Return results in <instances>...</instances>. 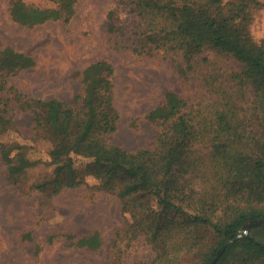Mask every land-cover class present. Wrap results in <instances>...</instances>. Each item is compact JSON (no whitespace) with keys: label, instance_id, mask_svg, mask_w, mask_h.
I'll list each match as a JSON object with an SVG mask.
<instances>
[{"label":"trees","instance_id":"obj_1","mask_svg":"<svg viewBox=\"0 0 264 264\" xmlns=\"http://www.w3.org/2000/svg\"><path fill=\"white\" fill-rule=\"evenodd\" d=\"M47 1L51 7L13 0L10 17L26 28L67 23L78 0ZM132 4L140 16L133 24L135 36L142 49L148 47L143 54L172 60L183 78L192 81L190 94L178 95L167 114L148 118L158 128L152 146L127 150L107 138L120 118L109 62L85 66L81 93L71 102L41 100L19 94L8 82L9 76L31 68L33 59L0 47V136L15 137L10 143L0 140L6 181L19 184L30 171L44 167L49 175L30 187L46 203L94 178L96 190L117 197L134 228L115 239L113 264H125L124 249L138 236L158 250L153 258L132 264H182L183 258L210 264L245 224L264 218V39H253L249 31L264 0ZM109 28L113 30L111 23ZM215 54L239 67L218 68ZM17 108L31 109L25 135L13 121ZM33 141L43 143L42 153L34 154ZM121 183L124 187L117 191ZM63 237L68 247L95 251L102 244L97 231ZM215 264H264V222L227 246Z\"/></svg>","mask_w":264,"mask_h":264},{"label":"rangeland","instance_id":"obj_2","mask_svg":"<svg viewBox=\"0 0 264 264\" xmlns=\"http://www.w3.org/2000/svg\"><path fill=\"white\" fill-rule=\"evenodd\" d=\"M11 1L0 0V47H11L34 61L31 68L9 76L14 91L28 98L69 103L81 93L85 66L105 60L114 68V103L120 114L117 130L108 140L127 150L152 146L158 128L148 118L167 114L177 96L190 94L193 85L172 60L143 54L148 47L142 49L135 36L137 28L133 24L140 21V16L134 11V0H78L69 22L49 21L31 28L11 19ZM21 1L52 6L47 0ZM252 16L249 31L253 39L260 41L264 39V8ZM205 54L210 56L209 52ZM216 56L218 68L239 67L225 56ZM14 91L7 96L11 98ZM30 111H13L14 124L23 135L31 124ZM14 138L10 133L0 136L1 142L7 143ZM33 144L35 155L44 151L42 142ZM48 175L49 171L41 167L30 171L19 184H8L0 157V264H113L115 239L134 231L121 213L117 197L96 190L95 179L89 177L84 185L45 203L40 192L30 186ZM123 187L121 183L117 191ZM93 231L99 232L102 239L99 249L65 245L64 234L80 237ZM26 234L31 239L25 238ZM157 250L155 243L138 236L124 249V262L151 259ZM182 264L193 262L183 258Z\"/></svg>","mask_w":264,"mask_h":264},{"label":"water","instance_id":"obj_3","mask_svg":"<svg viewBox=\"0 0 264 264\" xmlns=\"http://www.w3.org/2000/svg\"><path fill=\"white\" fill-rule=\"evenodd\" d=\"M261 222H264V218H260V219H257V220H254V221H251L247 224H245L243 226V229L241 231L240 234H238L235 238L233 239H229L227 240L216 252L215 254V257L213 258V260L210 262V264H215V262L218 260V258L221 256V254L224 252L225 248L227 246H229L230 244H232L236 239H239L240 237H242L243 235L246 234L247 230L253 226V225H256V224H259Z\"/></svg>","mask_w":264,"mask_h":264}]
</instances>
